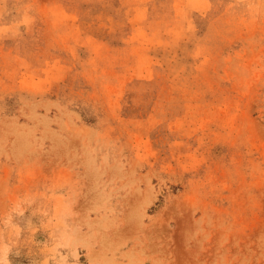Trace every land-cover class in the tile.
<instances>
[{"label":"rangeland","instance_id":"rangeland-1","mask_svg":"<svg viewBox=\"0 0 264 264\" xmlns=\"http://www.w3.org/2000/svg\"><path fill=\"white\" fill-rule=\"evenodd\" d=\"M0 264H264V0H0Z\"/></svg>","mask_w":264,"mask_h":264}]
</instances>
